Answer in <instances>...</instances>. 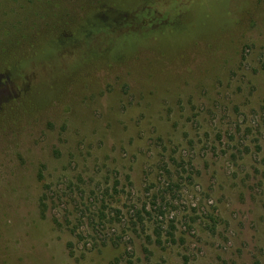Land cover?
I'll return each mask as SVG.
<instances>
[{"label": "rangeland", "instance_id": "374dc122", "mask_svg": "<svg viewBox=\"0 0 264 264\" xmlns=\"http://www.w3.org/2000/svg\"><path fill=\"white\" fill-rule=\"evenodd\" d=\"M95 1L0 0V264H264V0H191L113 62L162 22L99 6L69 40ZM41 33L104 66L10 115L45 80L17 69Z\"/></svg>", "mask_w": 264, "mask_h": 264}, {"label": "trees", "instance_id": "16d2710c", "mask_svg": "<svg viewBox=\"0 0 264 264\" xmlns=\"http://www.w3.org/2000/svg\"><path fill=\"white\" fill-rule=\"evenodd\" d=\"M190 1L191 0H100L98 2H94V6L87 3H81V8L84 7V5H89L95 8L96 14L93 20H89L86 18L85 15H82L81 17V23L85 27H80L76 33H72L69 35L70 39H75V36H81L82 34L85 35V30L87 27L90 28L91 32H93L95 29H98L100 24H106L104 22H100L98 18L99 12V6L101 7H113L116 9H120L123 11L131 10L133 7H139V6H146L147 12H141L138 14V18L142 17L144 19L157 21L158 25L160 22H162V25L158 29L155 30H149L142 36H137L135 34H128L125 35L124 38H115L112 43L110 44L109 48H107V58L113 62L116 61L117 58L119 59H129L132 58L136 53L137 49H148L151 52L152 49H149L147 47L141 46L140 43L143 41H149L152 39L156 34L161 33L163 31H171V30H182L185 28L187 23H191L193 19V11L190 9ZM101 4V5H98ZM151 10L155 11V14L152 13ZM114 12V11H112ZM72 16V15H70ZM210 18H214L217 21L222 20L220 15H211ZM84 20V21H83ZM121 20H117L110 24L112 27L115 26L117 23H119ZM181 21L185 20L186 23L184 26H172L170 23H173L174 21ZM145 21V20H144ZM235 20H232V24L229 28L232 27ZM165 23V24H163ZM87 28L86 30H88ZM228 29H223L220 31H227ZM89 36V35H86ZM211 38V37H210ZM65 41V40H64ZM30 42V43H29ZM29 42H25V45L27 46L22 50L20 54V59L18 62L17 69L20 70H26V71H32L34 70L35 73L38 72L41 77H44L45 80H42L38 82L36 86L32 87L31 93L29 94L31 97L27 96L24 93H21V96H18L20 98H14L11 103L15 104L16 108L13 109L11 107L10 112L8 114L12 115L11 113H14L16 110L30 106H42L43 103L47 102L51 98H53L56 95V92L65 87V84L70 80L71 77L75 76H87V74L94 70H100L104 66V62H102L99 58L94 56H89L85 60V62H90V65L85 64V62H79L81 61L76 56L67 57L65 54H62V51L58 50L57 48L50 47L47 44V41L45 40V36L43 33L38 34L37 36H34L32 40ZM66 42V41H65ZM111 42V41H109ZM124 43V44H123ZM130 43H135L136 46H132ZM138 47V48H137ZM64 49V47H63ZM58 53H61L59 55ZM154 51L152 52V54ZM94 60V61H92ZM52 71V74L50 72ZM65 72L66 75H62L61 72ZM52 77V84H53V90L49 91V95L45 94V86L47 83V77ZM41 82V83H40ZM23 95H26L23 98ZM29 106V107H28ZM1 122V121H0ZM40 204L44 203L41 201ZM42 214V211H41ZM214 228V225H212V230Z\"/></svg>", "mask_w": 264, "mask_h": 264}]
</instances>
